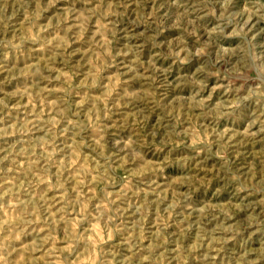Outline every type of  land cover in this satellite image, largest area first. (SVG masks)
<instances>
[{"label": "rangeland", "instance_id": "374dc122", "mask_svg": "<svg viewBox=\"0 0 264 264\" xmlns=\"http://www.w3.org/2000/svg\"><path fill=\"white\" fill-rule=\"evenodd\" d=\"M0 264H264V0H0Z\"/></svg>", "mask_w": 264, "mask_h": 264}]
</instances>
